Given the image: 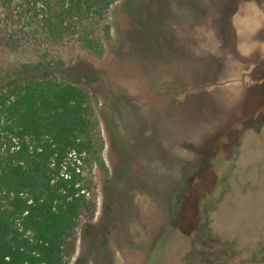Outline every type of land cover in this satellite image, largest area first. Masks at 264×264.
I'll use <instances>...</instances> for the list:
<instances>
[{
  "label": "rangeland",
  "instance_id": "374dc122",
  "mask_svg": "<svg viewBox=\"0 0 264 264\" xmlns=\"http://www.w3.org/2000/svg\"><path fill=\"white\" fill-rule=\"evenodd\" d=\"M20 4L0 79L49 66L102 142L64 264H264V0H114L60 38Z\"/></svg>",
  "mask_w": 264,
  "mask_h": 264
},
{
  "label": "trees",
  "instance_id": "16d2710c",
  "mask_svg": "<svg viewBox=\"0 0 264 264\" xmlns=\"http://www.w3.org/2000/svg\"><path fill=\"white\" fill-rule=\"evenodd\" d=\"M10 4L13 0H1ZM56 38L114 0H18ZM83 46L102 54L100 42ZM84 89L43 64L0 79V264H64L88 206L82 164L105 167Z\"/></svg>",
  "mask_w": 264,
  "mask_h": 264
}]
</instances>
